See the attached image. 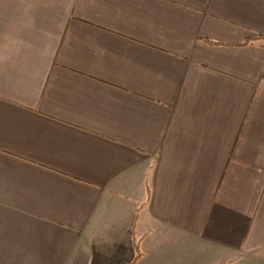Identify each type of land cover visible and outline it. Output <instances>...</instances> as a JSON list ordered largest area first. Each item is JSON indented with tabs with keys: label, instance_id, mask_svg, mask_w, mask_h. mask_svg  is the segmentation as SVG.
<instances>
[{
	"label": "crops",
	"instance_id": "0c3cea01",
	"mask_svg": "<svg viewBox=\"0 0 264 264\" xmlns=\"http://www.w3.org/2000/svg\"><path fill=\"white\" fill-rule=\"evenodd\" d=\"M261 34L264 0H0V264H264Z\"/></svg>",
	"mask_w": 264,
	"mask_h": 264
},
{
	"label": "trees",
	"instance_id": "16d2710c",
	"mask_svg": "<svg viewBox=\"0 0 264 264\" xmlns=\"http://www.w3.org/2000/svg\"><path fill=\"white\" fill-rule=\"evenodd\" d=\"M256 40H264V34H261V35H259L257 37L249 38L243 44H247V43H250V42H253V41H256ZM136 249H137V257H139L140 250H139V246L138 245H136Z\"/></svg>",
	"mask_w": 264,
	"mask_h": 264
}]
</instances>
